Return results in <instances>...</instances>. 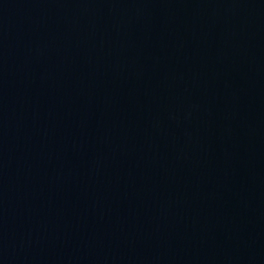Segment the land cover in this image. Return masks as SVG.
<instances>
[{
  "label": "water",
  "instance_id": "water-1",
  "mask_svg": "<svg viewBox=\"0 0 264 264\" xmlns=\"http://www.w3.org/2000/svg\"><path fill=\"white\" fill-rule=\"evenodd\" d=\"M0 264H264V0H0Z\"/></svg>",
  "mask_w": 264,
  "mask_h": 264
}]
</instances>
